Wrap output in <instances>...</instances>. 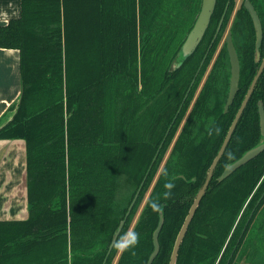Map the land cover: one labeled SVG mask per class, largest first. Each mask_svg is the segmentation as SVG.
I'll return each mask as SVG.
<instances>
[{"label": "trees", "instance_id": "16d2710c", "mask_svg": "<svg viewBox=\"0 0 264 264\" xmlns=\"http://www.w3.org/2000/svg\"><path fill=\"white\" fill-rule=\"evenodd\" d=\"M250 1L264 33V0ZM21 5V17L0 26V48L20 52L23 82L17 111L0 128V140L26 142L29 217L0 221V264H148L159 223L149 203L175 178L172 197L161 200L165 224L153 263L169 264L260 67L249 12L243 4L235 12L236 0H217L198 49L171 72L202 0H22ZM228 33L241 78L226 113L231 66L221 42ZM260 53L264 57V34ZM260 102L264 73L177 264H264V152L219 181L227 166L264 141ZM121 177L136 191L119 211ZM143 182L121 232L135 230L140 242L123 253L113 248L108 256Z\"/></svg>", "mask_w": 264, "mask_h": 264}, {"label": "water", "instance_id": "95a60500", "mask_svg": "<svg viewBox=\"0 0 264 264\" xmlns=\"http://www.w3.org/2000/svg\"><path fill=\"white\" fill-rule=\"evenodd\" d=\"M216 4H217V0H202V6H201V11L197 17V20L195 22L194 27L192 28V30L190 31L189 35L187 36L184 44L182 45L181 49L179 50L177 56L175 57V59L173 60L171 67H170V71L171 72H175L177 70H180L184 64L194 55V53L196 52V50L198 49L199 45L201 44V42L203 41L206 32L210 26L213 14L215 12L216 9ZM245 8L247 9V11L249 12L251 19L253 21V25L255 28V32H256V44H255V59L257 63H260V67L259 70L250 86V89L248 90V93L229 129V132L223 142V145L218 153V155L216 156L215 160L213 161L206 181L204 183V185L202 186V188L200 189V191L198 192L191 208L190 211L185 219V222L177 236L174 248H173V252L171 255V260L169 264H177L178 262V258H179V252H180V248L184 242V239L186 237V234L189 230V227L195 217V214L198 210V208L200 207V204L203 200V198L206 195V192L209 189L210 183L213 179L214 176V172L218 166V164L220 163L221 159L223 158L230 142L231 139L238 127V124L240 122V120L242 119V116L255 92V89L258 85V82L261 78V76L264 73V58H262V55L260 53V49L263 43V25H262V21L257 13V11L255 10L254 6L252 5V3L247 0L245 2ZM221 26H222V22L218 28V33L221 30ZM216 35V36H217ZM226 44H227V51H228V55H229V60H230V66H231V79H230V89H229V93H228V99H227V103L225 106V112L227 113L230 109V107L232 106V104L235 101V98L239 92V85H240V78H241V64H240V59H239V55L238 52L236 50L235 44H234V40H233V36L232 33H229L227 38H226ZM20 102V100H19ZM19 105V104H18ZM18 108V106H17ZM17 111V110H16ZM16 113V112H15ZM14 113V114H15ZM259 114H260V126H261V133L262 136L264 138V103L260 102L259 103ZM8 124V123H7ZM6 124V125H7ZM5 126V125H4ZM1 126L0 128L4 127ZM264 152V141L259 144L258 146L252 148L251 150L247 151L239 160H237L236 162H234L233 164H230L229 166H227V168L224 170L223 174L221 175V177L219 178L220 182L225 181L226 179H228L232 174H234L237 170H239L241 167L247 165L250 161L254 160L255 158H257L260 154H262ZM144 185V182L141 184L140 189L137 191L129 209L128 212L125 216V219L122 220V222L120 223V226L118 228V230L116 231V233L114 234V237L117 234H121L125 224H126V220L128 219L129 215L131 214L138 198L139 195L141 193L142 187ZM165 224V215L164 212L162 215L159 214V223L158 226L156 228V230L153 233V245H154V250L152 252V254L150 255L148 264H153L155 259L158 257L160 250H161V246H160V234L161 231L164 227ZM113 237V238H114ZM113 250V248L110 245L109 248V253L108 255H110L111 251Z\"/></svg>", "mask_w": 264, "mask_h": 264}, {"label": "crops", "instance_id": "0c3cea01", "mask_svg": "<svg viewBox=\"0 0 264 264\" xmlns=\"http://www.w3.org/2000/svg\"><path fill=\"white\" fill-rule=\"evenodd\" d=\"M22 0H0V26L19 19ZM17 50L0 48V127L9 123L23 92ZM29 217L27 199L26 142L0 140V221H19Z\"/></svg>", "mask_w": 264, "mask_h": 264}, {"label": "clouds", "instance_id": "9594fccd", "mask_svg": "<svg viewBox=\"0 0 264 264\" xmlns=\"http://www.w3.org/2000/svg\"><path fill=\"white\" fill-rule=\"evenodd\" d=\"M219 131L220 129L217 128L216 132L219 133ZM162 174L165 177H168L167 170H163ZM174 179L175 178L166 180L164 184L165 191L156 199L150 201L149 206L151 207L153 212L158 213L160 215L163 214L165 205L161 203V200L167 201L172 197V190L175 188ZM139 242L140 234L135 230L129 229L128 231L123 232L122 234H117L112 240L111 247L116 249L118 252L123 253L135 249ZM132 255H135L134 251H132Z\"/></svg>", "mask_w": 264, "mask_h": 264}, {"label": "rangeland", "instance_id": "374dc122", "mask_svg": "<svg viewBox=\"0 0 264 264\" xmlns=\"http://www.w3.org/2000/svg\"><path fill=\"white\" fill-rule=\"evenodd\" d=\"M241 2H242V0H237L236 7H235V12L239 8V5H240ZM229 27H230V25H229ZM229 27L227 29L228 31H229ZM226 37H224V39L222 40L221 44L223 43V41L225 43ZM135 191H136V186L132 182H130L129 180H127L124 177L120 178L119 186H118L117 199H116L119 211L129 205V202L131 201L132 196H133Z\"/></svg>", "mask_w": 264, "mask_h": 264}, {"label": "flooded vegetation", "instance_id": "af4514ba", "mask_svg": "<svg viewBox=\"0 0 264 264\" xmlns=\"http://www.w3.org/2000/svg\"><path fill=\"white\" fill-rule=\"evenodd\" d=\"M247 0H242V2L240 3V5H239V7L241 6V4H243V6H244V8H245V2H246ZM250 1V0H249ZM251 2V1H250ZM236 3H237V0H236ZM253 5V4H252ZM254 6V5H253ZM255 8V7H254ZM239 9V8H238ZM237 9V10H238ZM246 9V8H245ZM247 10V9H246ZM256 10V9H255ZM258 13V12H257ZM250 15V14H249ZM260 17V16H259ZM223 20H224V17H223V19H222V24H223ZM221 24V23H220ZM222 27V26H221ZM229 34V33H228ZM228 36V35H227ZM217 37V36H216ZM227 38V37H226ZM225 42H226V40H225ZM262 58H264V57H262ZM109 256V255H108Z\"/></svg>", "mask_w": 264, "mask_h": 264}]
</instances>
